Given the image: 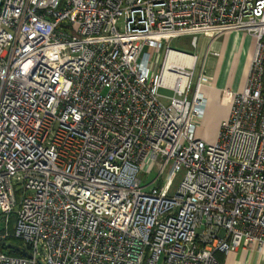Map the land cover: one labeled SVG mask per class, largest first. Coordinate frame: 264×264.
<instances>
[{
  "label": "built area",
  "instance_id": "1",
  "mask_svg": "<svg viewBox=\"0 0 264 264\" xmlns=\"http://www.w3.org/2000/svg\"><path fill=\"white\" fill-rule=\"evenodd\" d=\"M228 32L254 48L207 141L210 79L201 64L189 95L197 57L169 44ZM10 239L29 256L0 249V264H220L238 249L264 264V0H0Z\"/></svg>",
  "mask_w": 264,
  "mask_h": 264
},
{
  "label": "crops",
  "instance_id": "2",
  "mask_svg": "<svg viewBox=\"0 0 264 264\" xmlns=\"http://www.w3.org/2000/svg\"><path fill=\"white\" fill-rule=\"evenodd\" d=\"M206 42L201 64L203 72L209 77V83L202 87L206 98L205 117L217 130L220 121L227 116V106L220 102L223 88L241 89L243 86L248 63L254 48V39L240 32H228L215 40L201 36ZM196 64L198 55L195 54ZM216 133V132H215ZM215 137V135L213 136ZM214 139V138H213ZM243 251L238 249L221 256L220 264H242Z\"/></svg>",
  "mask_w": 264,
  "mask_h": 264
},
{
  "label": "rangeland",
  "instance_id": "3",
  "mask_svg": "<svg viewBox=\"0 0 264 264\" xmlns=\"http://www.w3.org/2000/svg\"><path fill=\"white\" fill-rule=\"evenodd\" d=\"M197 39H198L197 47L191 46V44H190L191 36H182V37L174 38L170 41V44H169V46L173 49H177V50L189 53V54H197L199 57L198 63L195 65V67L193 69V76H192L191 83H190L189 95H191V93L193 91L194 82L197 78V75L199 73L200 66H201L200 60L202 59V54H203L205 47H206V42L204 40H202L200 35L197 36ZM160 93L163 95H167V96L172 94L171 91H168V90L162 89V88L160 89ZM215 132H216V130H214L212 124L209 122V120L206 117H205V119H203L201 121V123L199 124V128L197 130V134L199 136L203 137L207 141L214 140L213 138H215V137H213V136L215 135ZM155 175H156L155 171H153L147 175H142L141 176L142 177V183L149 182ZM182 175H183L182 169L176 173L174 180L172 182L170 193L174 192V190L176 189V187L178 186L179 182L182 179ZM160 182H161V180L158 183H160ZM152 186H153V184H152ZM152 186H150L149 188H146V190H149ZM8 219H9L10 227L12 228L14 221H15L14 212H12V214L9 215Z\"/></svg>",
  "mask_w": 264,
  "mask_h": 264
},
{
  "label": "trees",
  "instance_id": "4",
  "mask_svg": "<svg viewBox=\"0 0 264 264\" xmlns=\"http://www.w3.org/2000/svg\"><path fill=\"white\" fill-rule=\"evenodd\" d=\"M9 242L14 244V245H17V246L21 245V243L18 240H15V239H10ZM0 249L2 251L6 252L9 255H13V256H21L22 255L20 252H18L16 250L7 249V248L2 247V246H0ZM221 256H223V255L220 254V253H216V258H217L218 261L221 259Z\"/></svg>",
  "mask_w": 264,
  "mask_h": 264
},
{
  "label": "water",
  "instance_id": "5",
  "mask_svg": "<svg viewBox=\"0 0 264 264\" xmlns=\"http://www.w3.org/2000/svg\"><path fill=\"white\" fill-rule=\"evenodd\" d=\"M0 246L5 247L7 249L16 250V251L20 252L23 255L29 256V252L25 251L24 249L20 248L17 245H14V244H12L10 242H2V243H0ZM37 264H43V263L41 261H38Z\"/></svg>",
  "mask_w": 264,
  "mask_h": 264
}]
</instances>
